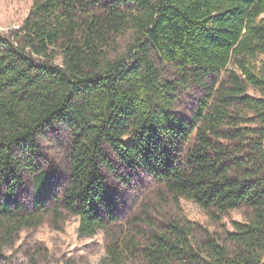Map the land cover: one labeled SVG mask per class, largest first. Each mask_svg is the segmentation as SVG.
Instances as JSON below:
<instances>
[{
  "label": "trees",
  "instance_id": "16d2710c",
  "mask_svg": "<svg viewBox=\"0 0 264 264\" xmlns=\"http://www.w3.org/2000/svg\"><path fill=\"white\" fill-rule=\"evenodd\" d=\"M126 33L134 36L128 52L112 58ZM153 53L185 81L202 82L233 60L241 77L188 125L173 114L176 84ZM262 55L264 0H34L21 26L0 36V254L14 233L61 210L79 219L85 238L116 223L109 176L120 163L144 169L176 202L210 216L241 211L244 222L201 250L192 244L198 226L173 223L145 244L111 243L113 264H264ZM57 122L72 138L60 194L35 164L39 139ZM25 172L34 176L31 213L18 199Z\"/></svg>",
  "mask_w": 264,
  "mask_h": 264
},
{
  "label": "rangeland",
  "instance_id": "374dc122",
  "mask_svg": "<svg viewBox=\"0 0 264 264\" xmlns=\"http://www.w3.org/2000/svg\"><path fill=\"white\" fill-rule=\"evenodd\" d=\"M33 3L34 0H0V36L18 29ZM133 38L132 33L118 38L111 48V57L126 54ZM152 57L161 75L176 84L173 114L188 125H192L200 113L205 115L214 105L221 104L219 100L234 88V77H241L239 66L233 60L226 71L213 73L202 82L185 81L173 66L161 62L154 53ZM262 60L264 55L257 61ZM248 94L260 97L253 88L248 89ZM237 109L235 102L229 108L232 121H235ZM71 145L70 130L62 122L52 125L39 139L35 164L50 176L53 190L59 194L66 184ZM109 187L117 203L116 223L85 238L79 235L76 216L63 210L60 217L50 213L39 226L24 228L8 239L0 254V264H113L108 256L111 243H119L123 248L130 239L145 244L153 232L164 231L178 222L198 226L192 244L201 250L210 237L224 244L226 233L233 231L232 224L244 222L241 211H231L225 217L210 216L191 201H174L164 187L141 168L130 169L118 163L117 173L109 176ZM4 195L5 190L0 188V205ZM34 198V176L25 172L18 192L24 213L33 211ZM124 264L146 262L137 257L127 259Z\"/></svg>",
  "mask_w": 264,
  "mask_h": 264
}]
</instances>
